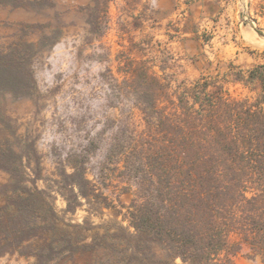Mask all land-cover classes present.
<instances>
[{"label": "rangeland", "instance_id": "1", "mask_svg": "<svg viewBox=\"0 0 264 264\" xmlns=\"http://www.w3.org/2000/svg\"><path fill=\"white\" fill-rule=\"evenodd\" d=\"M233 1L235 22L198 16L186 4L166 21L155 0H0V50L34 44L37 80L30 97L0 93V141L24 154L26 184L50 193L59 232L76 240L50 263L15 253L0 264H104L112 256L111 236L134 232L121 229L129 226L124 207L134 195L122 193L116 158L108 159L113 144L137 140L146 128L141 108L147 103L130 87L132 75L156 76L171 93L208 79L224 83L233 97L256 96L225 75L243 65L240 51L264 54V38L256 32H264V0ZM215 36L225 47L213 42ZM73 153L87 159L90 179L101 175L98 187L111 207L94 210L104 201L92 198L82 199L75 213L67 211L60 164ZM9 181L0 170L1 205ZM234 264L262 262L244 247Z\"/></svg>", "mask_w": 264, "mask_h": 264}, {"label": "trees", "instance_id": "2", "mask_svg": "<svg viewBox=\"0 0 264 264\" xmlns=\"http://www.w3.org/2000/svg\"><path fill=\"white\" fill-rule=\"evenodd\" d=\"M34 54L32 43L0 50V93L18 99L37 90ZM229 75L256 96L233 97L208 79L171 93L147 72L127 82L147 103L146 128L137 140L113 144L108 159L116 158L122 193L134 195L124 207L129 226L121 228L134 232L111 236L104 264H234L244 247L264 264V64ZM24 158L0 141V170L10 176L0 204V258L18 253L50 263L76 240L59 232L50 193L26 184ZM86 164L77 153L61 161L68 212L82 199H102L99 212L112 205L98 187L101 175L90 179Z\"/></svg>", "mask_w": 264, "mask_h": 264}, {"label": "crops", "instance_id": "3", "mask_svg": "<svg viewBox=\"0 0 264 264\" xmlns=\"http://www.w3.org/2000/svg\"><path fill=\"white\" fill-rule=\"evenodd\" d=\"M254 0H251V3ZM156 6L163 12V20H171L176 15L179 7L184 4L191 7L195 11L196 15H208L210 18L220 16V20L226 19L236 21V3L233 0H155ZM164 8V9H163ZM264 16V8L262 13ZM220 37V35H218ZM218 37L213 38V42L218 46L225 47L223 42L218 41ZM242 58V68H248V70L254 68L257 65L264 64V54L255 52L245 53L240 51L237 55ZM250 68V69H249ZM244 70V69H243Z\"/></svg>", "mask_w": 264, "mask_h": 264}, {"label": "water", "instance_id": "4", "mask_svg": "<svg viewBox=\"0 0 264 264\" xmlns=\"http://www.w3.org/2000/svg\"><path fill=\"white\" fill-rule=\"evenodd\" d=\"M256 32H257L261 37L264 38V32H262V31H260V30H257Z\"/></svg>", "mask_w": 264, "mask_h": 264}, {"label": "bare ground", "instance_id": "5", "mask_svg": "<svg viewBox=\"0 0 264 264\" xmlns=\"http://www.w3.org/2000/svg\"><path fill=\"white\" fill-rule=\"evenodd\" d=\"M245 31V30H244ZM250 37H253V35H251ZM262 41V40H261ZM255 42V41H254Z\"/></svg>", "mask_w": 264, "mask_h": 264}]
</instances>
